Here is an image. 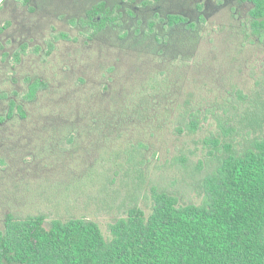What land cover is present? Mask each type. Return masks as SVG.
Here are the masks:
<instances>
[{
	"label": "rangeland",
	"instance_id": "374dc122",
	"mask_svg": "<svg viewBox=\"0 0 264 264\" xmlns=\"http://www.w3.org/2000/svg\"><path fill=\"white\" fill-rule=\"evenodd\" d=\"M23 1L0 2V116L11 99L25 111L0 124V226L9 214L47 213L46 227L86 217L109 241L130 208L152 213L156 191L201 203L226 146L243 153L264 137V29L250 5ZM101 2L119 5V19L90 39L72 22ZM170 14L195 30L165 27ZM27 78L49 84L34 103ZM196 109L207 119L191 132L181 116Z\"/></svg>",
	"mask_w": 264,
	"mask_h": 264
},
{
	"label": "trees",
	"instance_id": "16d2710c",
	"mask_svg": "<svg viewBox=\"0 0 264 264\" xmlns=\"http://www.w3.org/2000/svg\"><path fill=\"white\" fill-rule=\"evenodd\" d=\"M241 1L250 5L249 16L259 33L264 29V0ZM119 9L101 2L72 23L92 31V39L117 23ZM161 23L196 28L180 14H170ZM149 24L153 30L155 23ZM26 81L27 103L36 102L49 87L41 78ZM7 99L0 93V101ZM16 110L25 118L23 106L11 99L0 124ZM206 119L200 109L181 116L191 132ZM226 148L227 157L202 182L201 203L182 205L177 196L156 191L152 213L146 217L137 206L130 208L110 225L109 241L99 224L86 217L52 219L46 227L49 214L44 212L7 215L0 226V264H264V137L243 153Z\"/></svg>",
	"mask_w": 264,
	"mask_h": 264
}]
</instances>
